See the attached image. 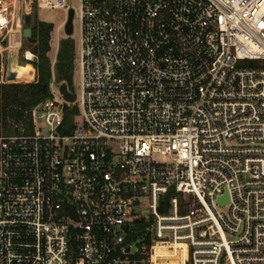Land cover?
Wrapping results in <instances>:
<instances>
[{
  "label": "built area",
  "instance_id": "built-area-1",
  "mask_svg": "<svg viewBox=\"0 0 264 264\" xmlns=\"http://www.w3.org/2000/svg\"><path fill=\"white\" fill-rule=\"evenodd\" d=\"M78 17L76 101L52 86L19 135L0 115V264H264V0H80Z\"/></svg>",
  "mask_w": 264,
  "mask_h": 264
},
{
  "label": "trees",
  "instance_id": "trees-1",
  "mask_svg": "<svg viewBox=\"0 0 264 264\" xmlns=\"http://www.w3.org/2000/svg\"><path fill=\"white\" fill-rule=\"evenodd\" d=\"M54 25L47 22H35L32 26L30 42L35 45L33 52L37 59L31 63L36 70L33 83L6 84L0 86V115L6 135H19L22 130L32 131L28 113L33 107L52 97L54 84H67L72 91L75 74V41L72 38L60 42L55 65L52 64L51 34ZM33 74L27 66V79ZM78 116V109L67 108L66 128L70 129Z\"/></svg>",
  "mask_w": 264,
  "mask_h": 264
},
{
  "label": "rangeland",
  "instance_id": "rangeland-1",
  "mask_svg": "<svg viewBox=\"0 0 264 264\" xmlns=\"http://www.w3.org/2000/svg\"><path fill=\"white\" fill-rule=\"evenodd\" d=\"M14 7V19L10 26V36L7 38V42L5 43L7 49L9 51L15 49L20 57L22 58L25 52H33V49L35 45L30 42L29 38H24L23 36V30L24 26L21 22V18L24 14H31L33 19V24L36 22H47L52 23L54 25V30L51 34V52L49 53L50 60L53 65L56 63V57L59 50L60 42L64 39H68L67 35L65 34V24L68 17V11L66 10H40L38 7V0H13ZM67 6L71 9L75 10V17H74V33L71 37L75 41V57L77 58V55L79 53V40H80V33H81V26L80 21L78 17V11L80 6V0H67ZM19 18V19H18ZM33 26V25H32ZM16 36V38L12 37V34ZM13 34V35H14ZM12 38V41H11ZM13 39L16 41V45L11 46V43H13ZM12 47V48H11ZM244 66L246 67H255L259 66L260 63L258 62H244ZM23 83H33V80L30 81H16L14 80L12 83L9 84H23ZM58 84H54L53 89L56 94L57 98H60L58 94ZM79 86H80V77H79V71H78V64L77 60H75V74H74V80H73V87L72 91L79 94ZM3 122V121H2ZM5 134V133H4ZM6 135V134H5ZM154 159L158 162H167L168 158L163 156H155ZM180 202H186L187 200H191L192 197L188 195H177ZM146 201L141 206H138L135 209V216H141L144 211L146 210ZM168 205L165 206L167 208ZM147 220L150 219L149 217H146ZM137 226V234H140L141 230H144L148 224L147 223H135ZM138 249V247H134L133 251L135 252ZM71 256L69 257V260L71 261Z\"/></svg>",
  "mask_w": 264,
  "mask_h": 264
},
{
  "label": "water",
  "instance_id": "water-1",
  "mask_svg": "<svg viewBox=\"0 0 264 264\" xmlns=\"http://www.w3.org/2000/svg\"><path fill=\"white\" fill-rule=\"evenodd\" d=\"M74 17H75V10L70 9L68 11V17L67 21L64 27L65 34L67 35L68 38H71L74 33ZM21 22L24 26L23 30V36L24 38H30L32 35V25H33V19L31 14H24L21 18ZM0 64H1V57H0ZM26 65V62L23 60H20V55L16 51H10L8 54V59H7V79L9 81H14L15 80V74L12 73V70L14 67L18 66H24ZM60 92L63 95L64 99L68 101L69 103H74L76 101V95L69 92L68 85L67 84H61L60 86ZM172 195V191L167 194L165 197V202H169L170 198ZM228 201V197L226 196L225 198L220 199V203H226ZM69 209L71 211V215L75 220H78V215L76 210L74 209L73 206H69ZM142 220H137V223Z\"/></svg>",
  "mask_w": 264,
  "mask_h": 264
},
{
  "label": "bare ground",
  "instance_id": "bare-ground-1",
  "mask_svg": "<svg viewBox=\"0 0 264 264\" xmlns=\"http://www.w3.org/2000/svg\"><path fill=\"white\" fill-rule=\"evenodd\" d=\"M13 34H14V31H13ZM13 34H12V37L16 38L15 34L14 35ZM11 41H12V38H11ZM14 45H16L15 39H13V43H11V46H14ZM13 51H16V50H13ZM29 56H30V54H29ZM27 66L30 67V70H31V72L33 74L34 71H33L32 67L30 65L18 66V67H14L13 68L12 73L15 74V80L16 81H25L27 79ZM24 67H26V76H25V79L22 80V78L24 77V70H23ZM33 79L34 78H32L31 80H33ZM26 81H30V80H26Z\"/></svg>",
  "mask_w": 264,
  "mask_h": 264
},
{
  "label": "crops",
  "instance_id": "crops-1",
  "mask_svg": "<svg viewBox=\"0 0 264 264\" xmlns=\"http://www.w3.org/2000/svg\"><path fill=\"white\" fill-rule=\"evenodd\" d=\"M13 50H15V49H13ZM23 70H24V77L22 78V80L25 79V76H26V67H24ZM34 71H35V74L33 73V78H34V76L36 75V70L34 69ZM35 80H36V79H35ZM33 82H34V81H33Z\"/></svg>",
  "mask_w": 264,
  "mask_h": 264
}]
</instances>
